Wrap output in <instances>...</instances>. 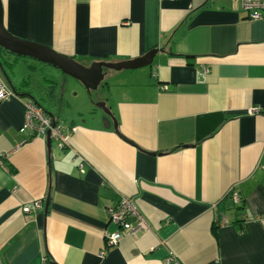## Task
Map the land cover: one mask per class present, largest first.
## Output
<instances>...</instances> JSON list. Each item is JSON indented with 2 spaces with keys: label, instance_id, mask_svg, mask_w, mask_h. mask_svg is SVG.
<instances>
[{
  "label": "crops",
  "instance_id": "0c3cea01",
  "mask_svg": "<svg viewBox=\"0 0 264 264\" xmlns=\"http://www.w3.org/2000/svg\"><path fill=\"white\" fill-rule=\"evenodd\" d=\"M2 5L11 35L85 67L158 54L150 67L106 70L100 87L130 88L69 126L56 114L69 83L59 71L48 108L64 147L26 127L29 96L0 102V264H264V19L241 0ZM21 59L38 62L0 48L6 68ZM23 78L43 103L49 80ZM123 197L149 229L107 247L118 231L107 211ZM34 201L42 208L25 216Z\"/></svg>",
  "mask_w": 264,
  "mask_h": 264
},
{
  "label": "built area",
  "instance_id": "2783aa9c",
  "mask_svg": "<svg viewBox=\"0 0 264 264\" xmlns=\"http://www.w3.org/2000/svg\"><path fill=\"white\" fill-rule=\"evenodd\" d=\"M241 6L247 12L250 20L264 19V0H241ZM15 97L14 91L7 85H0V102L7 101ZM26 127L33 129L40 138H47L48 131H51L52 139L60 142V147H64L69 140V135L63 134L62 125L53 128L52 119L38 107L34 101L29 100L27 105ZM231 199L234 203L241 202L240 195L235 191L231 193ZM42 208L41 201H34L29 206H25L23 213L25 216L34 215L36 210ZM109 221L118 227V231L107 233L105 236L107 247L118 245L126 236H135L141 230L149 229L146 219L138 210L132 199L123 197L120 202L108 209ZM223 225H228V220L224 217L221 221ZM105 258V251L100 254Z\"/></svg>",
  "mask_w": 264,
  "mask_h": 264
},
{
  "label": "water",
  "instance_id": "95a60500",
  "mask_svg": "<svg viewBox=\"0 0 264 264\" xmlns=\"http://www.w3.org/2000/svg\"><path fill=\"white\" fill-rule=\"evenodd\" d=\"M0 48L18 57L30 58L61 71L64 75L72 77L81 82L89 94L99 89V87L105 82L107 76V72H105L106 70L132 71L150 67L153 65L154 58L158 54V51H152L144 57L135 59L133 61L120 63L96 62L92 63L89 67H85L71 57L56 53L50 47L31 43L11 35L5 29L2 0H0ZM15 94L23 98L28 97L25 95H18L16 92ZM101 104L102 103H99V105ZM105 111L108 117L112 120L115 131H118L117 120L112 116L109 109ZM48 116L53 121V128L57 127V125H61L56 120V116H54L53 114H49ZM47 147L49 150H51V131H48L47 134ZM48 205L49 200L47 201V208Z\"/></svg>",
  "mask_w": 264,
  "mask_h": 264
},
{
  "label": "rangeland",
  "instance_id": "374dc122",
  "mask_svg": "<svg viewBox=\"0 0 264 264\" xmlns=\"http://www.w3.org/2000/svg\"><path fill=\"white\" fill-rule=\"evenodd\" d=\"M19 61L26 62L29 60L21 59ZM30 63L33 64V66H35V69L37 70H30V73L36 77V85L39 83L43 84V79L45 77L48 78L47 76H49L47 70L52 71L51 69L53 68L38 62ZM68 79L69 83L67 85V91L65 93L63 104H61L60 108L56 112L57 116L60 117V122L65 126H69L74 122H78L82 116V118L88 116L89 113H91L96 108V104L99 100H104L106 98L107 100H109L108 106L112 108V106L116 105V99L118 98V96L126 91L124 89L130 88V86L127 84L123 87L113 86L114 79H110L109 90H111L112 93H109V91L102 86L96 91H93L90 95L81 82L72 77H68ZM119 84L121 83L119 82ZM114 90L120 91L116 92ZM34 94L37 95L38 92ZM81 113H83L84 115H81Z\"/></svg>",
  "mask_w": 264,
  "mask_h": 264
},
{
  "label": "trees",
  "instance_id": "16d2710c",
  "mask_svg": "<svg viewBox=\"0 0 264 264\" xmlns=\"http://www.w3.org/2000/svg\"><path fill=\"white\" fill-rule=\"evenodd\" d=\"M31 61H26V63H24L23 66H20L18 68L15 69H8L5 67L4 63H1V68H2V72L3 75L5 77V80L7 81L8 85L13 89V91H15L18 95H26L29 96L30 99L32 101H34V103L40 107L48 116L49 114H53V112H51L49 110V104H48V99H53L51 98L52 95L54 93L58 92V88H59V81H58V77H59V70H55V69H51L52 71H54V74H49V76H47L48 78H44L43 79V85H46V82L49 80V84H51L50 86V90H48V92L45 95V98L43 100V103H41L40 101L37 100L36 96L34 93L39 91H35L34 88L29 89L31 85L27 86L25 79L23 78L24 74L26 73H30L32 71H37L35 68V66H33V64L29 63ZM8 67H12L11 65H8ZM10 70V71H9ZM49 70H47L48 72ZM30 75H32L30 73ZM33 76V75H32ZM34 83H36V80L34 79ZM21 92V93H20ZM23 92H25L24 94H22ZM51 102V101H49ZM54 116H56L55 114H53Z\"/></svg>",
  "mask_w": 264,
  "mask_h": 264
},
{
  "label": "flooded vegetation",
  "instance_id": "af4514ba",
  "mask_svg": "<svg viewBox=\"0 0 264 264\" xmlns=\"http://www.w3.org/2000/svg\"><path fill=\"white\" fill-rule=\"evenodd\" d=\"M100 103H102L101 105H99L100 109H102V110L104 111V113H106L105 110H108V108H107V106H106V103H104V102H100ZM103 104H104V105H103Z\"/></svg>",
  "mask_w": 264,
  "mask_h": 264
},
{
  "label": "clouds",
  "instance_id": "9594fccd",
  "mask_svg": "<svg viewBox=\"0 0 264 264\" xmlns=\"http://www.w3.org/2000/svg\"><path fill=\"white\" fill-rule=\"evenodd\" d=\"M9 86V85H8ZM10 87V86H9ZM11 88V87H10ZM12 89V88H11ZM13 90V89H12ZM15 93V92H14ZM31 100V99H30Z\"/></svg>",
  "mask_w": 264,
  "mask_h": 264
},
{
  "label": "bare ground",
  "instance_id": "6f19581e",
  "mask_svg": "<svg viewBox=\"0 0 264 264\" xmlns=\"http://www.w3.org/2000/svg\"><path fill=\"white\" fill-rule=\"evenodd\" d=\"M232 192H235V191L233 190V191H231V193H232Z\"/></svg>",
  "mask_w": 264,
  "mask_h": 264
}]
</instances>
